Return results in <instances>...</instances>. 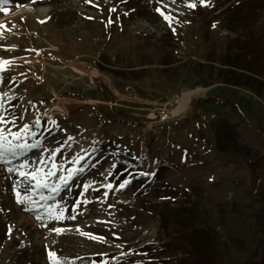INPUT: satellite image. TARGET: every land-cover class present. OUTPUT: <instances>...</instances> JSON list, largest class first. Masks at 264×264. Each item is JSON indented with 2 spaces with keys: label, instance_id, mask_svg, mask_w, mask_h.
Instances as JSON below:
<instances>
[{
  "label": "rangeland",
  "instance_id": "obj_1",
  "mask_svg": "<svg viewBox=\"0 0 264 264\" xmlns=\"http://www.w3.org/2000/svg\"><path fill=\"white\" fill-rule=\"evenodd\" d=\"M191 2L195 9L185 6ZM208 2L8 0L0 7V59L13 61L0 72V97L5 118L15 119L0 127L28 125L34 135L14 143L39 142L11 164L0 161V264H51L49 252L62 264H194L183 240H166L158 218L166 204L196 197L229 242L224 261L248 257L264 218V102L244 85L207 83L195 72L237 36L224 25L225 9L254 8L264 33V0ZM156 8L174 17L171 26ZM185 95L177 112L173 101ZM56 105L63 112L46 116ZM163 107L174 116L160 122ZM218 118L228 120L241 151L220 150ZM25 161V171L42 168L50 185L69 169L84 171L59 192L25 193L28 182L7 171ZM17 192L31 200L17 203ZM49 210L64 217L50 218Z\"/></svg>",
  "mask_w": 264,
  "mask_h": 264
},
{
  "label": "trees",
  "instance_id": "obj_2",
  "mask_svg": "<svg viewBox=\"0 0 264 264\" xmlns=\"http://www.w3.org/2000/svg\"><path fill=\"white\" fill-rule=\"evenodd\" d=\"M253 9L246 7L241 13L231 9L224 10V25L237 36L229 38L222 55H208L203 63H199L195 74L205 78L207 83L244 85L264 102V33L259 30L261 26L257 28L259 18ZM217 120L212 126L220 141V150L230 149L232 145L230 150L238 152L240 148L234 146L228 120ZM259 193L264 198V185ZM200 201L201 199L196 197L190 202L186 200L177 208L168 207V204L164 206L166 213L159 216L158 225L166 240H183L194 257V264H264V218L256 222L255 234L258 239L248 257L242 263L232 259L225 262L224 260L228 259L226 253L230 247L229 242L222 239L220 233L212 227L211 215ZM169 208L172 211L168 214ZM260 215L259 212L256 219H260ZM169 232L176 237L171 236Z\"/></svg>",
  "mask_w": 264,
  "mask_h": 264
},
{
  "label": "snow or ice",
  "instance_id": "obj_3",
  "mask_svg": "<svg viewBox=\"0 0 264 264\" xmlns=\"http://www.w3.org/2000/svg\"><path fill=\"white\" fill-rule=\"evenodd\" d=\"M7 2H8V0H0V7H2ZM86 2L91 3V0H86ZM158 2H159V0H158ZM171 2L175 3L176 0H171ZM199 3L202 6H209L208 0H199ZM185 6L189 9H195L197 7V4L195 2H191V3H187ZM110 11L115 12L116 8L113 7L110 9ZM155 11L160 13L161 16L163 17V19L168 21L169 26H171V23H172V20L174 19V17H172L170 14L165 15L163 12H161L160 8H156ZM125 15H127V13H125ZM109 23H112V21L109 20ZM4 27H6V26L3 24H0V28H4ZM13 27H15V25ZM0 34H2V33H0ZM12 63H13V61L0 59V72L5 71V66L11 65ZM3 109H4L3 97H0V125H7L9 123L14 124L15 119H13V120L6 119L5 116L3 115V111H2ZM35 123L37 126H39V120H37ZM6 132H7V134H5ZM23 134L34 135L33 133L29 132V126L28 125H25L24 128L19 132H12L11 129H5V128L0 127V161H3L6 164H11V162L13 160H15L19 157L25 156L26 153L29 152L31 149L39 147V142H36L33 144H29L27 142L14 143V141H20L22 139ZM9 136H11L12 138L9 139ZM56 151H58V149ZM54 157H55V151L51 154V158L54 159ZM81 159H82V157L77 155L73 159L72 162L76 163ZM39 163L40 164H47L48 161L41 158ZM27 167H28V164L25 161L24 163L17 165L15 168L10 167L7 169V171L9 173L16 172V174L18 176H20L24 181L28 182L27 186L24 187L25 193L32 192L38 188H49L52 192H59L61 184H63L64 186H67L68 181L71 180L78 172L84 171L83 167H81L77 170L69 169V170H67V176H63V175L60 176L61 184L50 185L47 182H43L44 181V175H42V173H43L42 168L38 167L32 172H28V171H25V169ZM56 167L57 166L53 163L52 169H56ZM55 175H56L55 170H49L46 173V176H48V177L55 176ZM143 175H147V174L143 173ZM32 181H36L35 185H33L31 183ZM128 183H130V181L125 180L120 185V187L123 188ZM17 184H18V186H20L19 182H17ZM88 187H89L88 185H85L84 190L87 191ZM107 187L111 188L112 186L107 185ZM16 197H17V203H25V202L31 200V196H29V195L22 196L20 194V192L16 193ZM40 199L43 200L46 198L43 195H41ZM33 203H35V202H33ZM79 203L80 202H78V204ZM49 217L56 219V220H59V219H62L64 217V212H63V210H61L59 214L53 215L51 210H49ZM70 218L75 219L76 217L72 216ZM37 219H42V217L38 216ZM53 231H55L57 234H61L64 231V229L56 228V229H53ZM80 234L88 236L90 239H101V240L103 239L102 237H95V236H92V234H90V233H84L82 231L80 232ZM48 255H49V259L51 261V264H62L61 260L57 257L55 252H49ZM63 264H67V262H63Z\"/></svg>",
  "mask_w": 264,
  "mask_h": 264
},
{
  "label": "built area",
  "instance_id": "obj_4",
  "mask_svg": "<svg viewBox=\"0 0 264 264\" xmlns=\"http://www.w3.org/2000/svg\"><path fill=\"white\" fill-rule=\"evenodd\" d=\"M178 98V97H177ZM174 99V103H173V105H174V109H177L178 107H179V103H180V101H181V99ZM191 99V98H190ZM188 101H190V100H188ZM187 105V104H186ZM172 116H174V114H173V112H172V110H170V109H168L167 107H163V108H161V110L159 111V113H158V118H159V120H161L160 122H165L164 120H168L169 118H171ZM155 119H157V118H155ZM158 120V121H159Z\"/></svg>",
  "mask_w": 264,
  "mask_h": 264
},
{
  "label": "water",
  "instance_id": "obj_5",
  "mask_svg": "<svg viewBox=\"0 0 264 264\" xmlns=\"http://www.w3.org/2000/svg\"><path fill=\"white\" fill-rule=\"evenodd\" d=\"M54 110H58V111L63 112V109L59 105H56V106H53L51 109H49L47 112H45V115L51 116Z\"/></svg>",
  "mask_w": 264,
  "mask_h": 264
},
{
  "label": "bare ground",
  "instance_id": "obj_6",
  "mask_svg": "<svg viewBox=\"0 0 264 264\" xmlns=\"http://www.w3.org/2000/svg\"><path fill=\"white\" fill-rule=\"evenodd\" d=\"M185 99L181 100L179 103V107L176 109L177 112H179V110L183 109L186 106V102H187V97L188 95H185Z\"/></svg>",
  "mask_w": 264,
  "mask_h": 264
}]
</instances>
